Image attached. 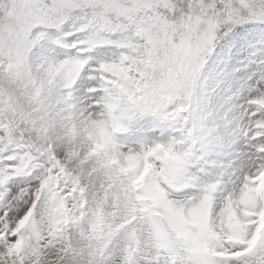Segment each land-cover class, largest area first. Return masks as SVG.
Returning <instances> with one entry per match:
<instances>
[{"label":"snow or ice","instance_id":"snow-or-ice-1","mask_svg":"<svg viewBox=\"0 0 264 264\" xmlns=\"http://www.w3.org/2000/svg\"><path fill=\"white\" fill-rule=\"evenodd\" d=\"M0 264H264V0H0Z\"/></svg>","mask_w":264,"mask_h":264}]
</instances>
